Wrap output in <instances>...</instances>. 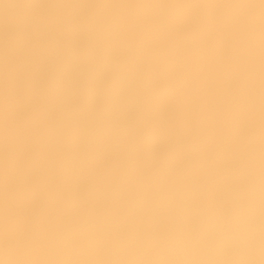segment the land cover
Wrapping results in <instances>:
<instances>
[{
  "label": "clouds",
  "instance_id": "1",
  "mask_svg": "<svg viewBox=\"0 0 264 264\" xmlns=\"http://www.w3.org/2000/svg\"><path fill=\"white\" fill-rule=\"evenodd\" d=\"M58 7L128 10L0 44V264H264L261 0Z\"/></svg>",
  "mask_w": 264,
  "mask_h": 264
},
{
  "label": "bare ground",
  "instance_id": "2",
  "mask_svg": "<svg viewBox=\"0 0 264 264\" xmlns=\"http://www.w3.org/2000/svg\"><path fill=\"white\" fill-rule=\"evenodd\" d=\"M231 2V0H0V44L9 41L13 45L19 46L30 35L35 33L36 28L45 18L50 22H56L59 19V13L63 11H77L83 15L84 19L93 21L97 14L105 12L109 16L119 15L126 12V7H114L102 9L100 7L85 8L77 7L75 9H65L58 6L66 5H94V6H128L140 4H164V5H198L197 10L199 18L217 28L220 23L219 12L215 6H221ZM258 3L259 0H254ZM45 5L50 6L45 9ZM205 33L203 39L206 41V51L198 63V75L201 82L206 83L211 88L213 82H218L222 71V65L217 62V55L220 54L219 36ZM258 52L256 59L259 64V83L262 95H264V35L258 42ZM22 61L23 56H18ZM219 117L210 115L209 127H218Z\"/></svg>",
  "mask_w": 264,
  "mask_h": 264
},
{
  "label": "snow or ice",
  "instance_id": "3",
  "mask_svg": "<svg viewBox=\"0 0 264 264\" xmlns=\"http://www.w3.org/2000/svg\"><path fill=\"white\" fill-rule=\"evenodd\" d=\"M261 8L262 12H264V0H261ZM262 20H264V17H262Z\"/></svg>",
  "mask_w": 264,
  "mask_h": 264
}]
</instances>
